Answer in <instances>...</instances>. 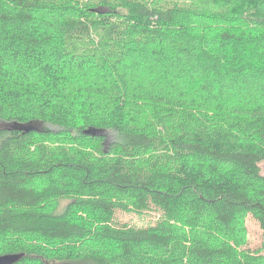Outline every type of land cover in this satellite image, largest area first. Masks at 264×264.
Returning <instances> with one entry per match:
<instances>
[{
	"label": "trees",
	"instance_id": "obj_1",
	"mask_svg": "<svg viewBox=\"0 0 264 264\" xmlns=\"http://www.w3.org/2000/svg\"><path fill=\"white\" fill-rule=\"evenodd\" d=\"M0 123L15 264H264V0H0Z\"/></svg>",
	"mask_w": 264,
	"mask_h": 264
},
{
	"label": "rangeland",
	"instance_id": "obj_2",
	"mask_svg": "<svg viewBox=\"0 0 264 264\" xmlns=\"http://www.w3.org/2000/svg\"><path fill=\"white\" fill-rule=\"evenodd\" d=\"M0 126H6L3 125V123H0ZM35 127L37 129H42L44 127L50 128V126L42 125L39 123H36ZM108 140H111V137L108 136ZM261 170L262 174L264 175V164H261ZM66 202H62V205H65ZM115 221L119 225L128 224L135 227H147L153 225L157 218L158 213L154 211L145 212L143 214H128L124 212L117 211L115 213ZM245 226L247 229V245L246 249H249L251 251H262L264 254V233L261 230L258 222L253 219L251 216H248L245 221Z\"/></svg>",
	"mask_w": 264,
	"mask_h": 264
},
{
	"label": "water",
	"instance_id": "obj_3",
	"mask_svg": "<svg viewBox=\"0 0 264 264\" xmlns=\"http://www.w3.org/2000/svg\"><path fill=\"white\" fill-rule=\"evenodd\" d=\"M36 123H31V124H27V125H17V124H13L10 125L11 129L13 130H17V131H27L29 128H36L35 127ZM24 256V254H4V255H0V264H15L16 262H18L22 257Z\"/></svg>",
	"mask_w": 264,
	"mask_h": 264
}]
</instances>
